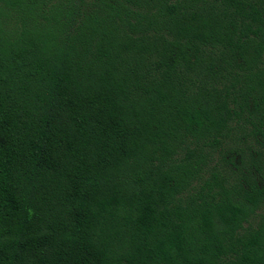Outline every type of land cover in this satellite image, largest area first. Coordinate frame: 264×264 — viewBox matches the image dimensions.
I'll return each instance as SVG.
<instances>
[{"label":"trees","instance_id":"trees-1","mask_svg":"<svg viewBox=\"0 0 264 264\" xmlns=\"http://www.w3.org/2000/svg\"><path fill=\"white\" fill-rule=\"evenodd\" d=\"M0 264H264V0H0Z\"/></svg>","mask_w":264,"mask_h":264}]
</instances>
